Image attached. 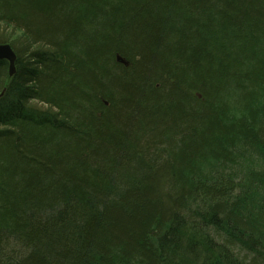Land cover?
Returning <instances> with one entry per match:
<instances>
[{
    "label": "trees",
    "instance_id": "obj_1",
    "mask_svg": "<svg viewBox=\"0 0 264 264\" xmlns=\"http://www.w3.org/2000/svg\"><path fill=\"white\" fill-rule=\"evenodd\" d=\"M0 26V264H264V0H0Z\"/></svg>",
    "mask_w": 264,
    "mask_h": 264
},
{
    "label": "water",
    "instance_id": "obj_2",
    "mask_svg": "<svg viewBox=\"0 0 264 264\" xmlns=\"http://www.w3.org/2000/svg\"><path fill=\"white\" fill-rule=\"evenodd\" d=\"M0 61L9 63V77L12 78L16 74L17 54L10 44H0ZM119 62V60H118ZM121 63L125 62L123 59ZM6 89L0 93V101L4 97Z\"/></svg>",
    "mask_w": 264,
    "mask_h": 264
},
{
    "label": "rangeland",
    "instance_id": "obj_3",
    "mask_svg": "<svg viewBox=\"0 0 264 264\" xmlns=\"http://www.w3.org/2000/svg\"><path fill=\"white\" fill-rule=\"evenodd\" d=\"M3 31H5V28L3 26H0V33L3 32Z\"/></svg>",
    "mask_w": 264,
    "mask_h": 264
},
{
    "label": "bare ground",
    "instance_id": "obj_4",
    "mask_svg": "<svg viewBox=\"0 0 264 264\" xmlns=\"http://www.w3.org/2000/svg\"><path fill=\"white\" fill-rule=\"evenodd\" d=\"M117 60H119V62H120L122 60V57L121 56H117Z\"/></svg>",
    "mask_w": 264,
    "mask_h": 264
}]
</instances>
